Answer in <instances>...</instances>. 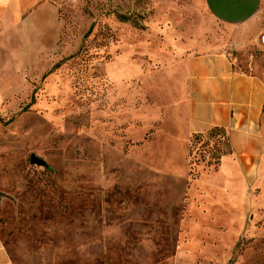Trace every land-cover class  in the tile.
<instances>
[{
    "label": "rangeland",
    "instance_id": "rangeland-1",
    "mask_svg": "<svg viewBox=\"0 0 264 264\" xmlns=\"http://www.w3.org/2000/svg\"><path fill=\"white\" fill-rule=\"evenodd\" d=\"M10 5L0 240L13 263L264 264V116L261 142H231L222 127L231 154L215 165L208 150L224 137L189 133L179 67L224 54L264 83V0Z\"/></svg>",
    "mask_w": 264,
    "mask_h": 264
},
{
    "label": "crops",
    "instance_id": "crops-1",
    "mask_svg": "<svg viewBox=\"0 0 264 264\" xmlns=\"http://www.w3.org/2000/svg\"><path fill=\"white\" fill-rule=\"evenodd\" d=\"M13 1L0 0V12H6ZM211 17L232 26L225 17ZM179 67L185 68L188 83L189 133H205L219 126L230 130L231 142L262 141L258 129L264 116V83L233 70L224 54L187 55ZM0 264H14L1 240Z\"/></svg>",
    "mask_w": 264,
    "mask_h": 264
},
{
    "label": "trees",
    "instance_id": "trees-1",
    "mask_svg": "<svg viewBox=\"0 0 264 264\" xmlns=\"http://www.w3.org/2000/svg\"><path fill=\"white\" fill-rule=\"evenodd\" d=\"M33 101L34 100L32 99L31 100V104L33 103ZM1 120L2 119H0V121ZM5 124H7V123H5ZM195 135H198V134H195ZM219 135L221 137H224V141L225 142H213V145L208 150V152H210V151L212 152L211 153V156L214 159V164L215 165H218L219 164V160L221 159L222 156H226V155L231 154L230 142L228 141V138H227V136L225 134V130L222 127H219V126L210 129L207 132V135L206 136H203V137H206L207 139L208 138L210 139V138H213V137H216V136H219ZM203 137L196 136L194 139L195 140H198V138H203ZM197 143H199V142H193V146L196 145ZM209 143H211V142H203V146L208 147L209 146Z\"/></svg>",
    "mask_w": 264,
    "mask_h": 264
},
{
    "label": "water",
    "instance_id": "water-1",
    "mask_svg": "<svg viewBox=\"0 0 264 264\" xmlns=\"http://www.w3.org/2000/svg\"><path fill=\"white\" fill-rule=\"evenodd\" d=\"M30 163L32 165H38V166H43V167H46L47 166V164L42 159H40L39 157H37L36 155H32L30 157Z\"/></svg>",
    "mask_w": 264,
    "mask_h": 264
}]
</instances>
